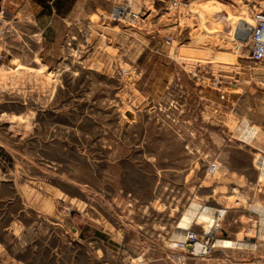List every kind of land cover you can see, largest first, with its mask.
<instances>
[{
    "label": "rangeland",
    "instance_id": "1",
    "mask_svg": "<svg viewBox=\"0 0 264 264\" xmlns=\"http://www.w3.org/2000/svg\"><path fill=\"white\" fill-rule=\"evenodd\" d=\"M159 1L0 6V264H264V0Z\"/></svg>",
    "mask_w": 264,
    "mask_h": 264
},
{
    "label": "built area",
    "instance_id": "2",
    "mask_svg": "<svg viewBox=\"0 0 264 264\" xmlns=\"http://www.w3.org/2000/svg\"><path fill=\"white\" fill-rule=\"evenodd\" d=\"M166 6V9L172 12L174 17L173 22H179V18L186 16L191 13L190 6L192 0H160ZM159 1V2H160ZM116 13L117 15L123 13ZM142 13L139 11H132L133 16L138 17ZM2 17V11L0 10V19ZM252 23L250 24V29L246 32L247 40L242 41L236 45L237 50L246 49L249 54V58L256 62L264 60V10H253L252 13ZM171 39V37H168Z\"/></svg>",
    "mask_w": 264,
    "mask_h": 264
},
{
    "label": "bare ground",
    "instance_id": "3",
    "mask_svg": "<svg viewBox=\"0 0 264 264\" xmlns=\"http://www.w3.org/2000/svg\"><path fill=\"white\" fill-rule=\"evenodd\" d=\"M127 6H124V5H117L114 9L115 13H118V12H122L124 9H126ZM139 8V7H138ZM137 8V10H138ZM147 8L144 6H141V10L142 11H145ZM137 10H132L134 12H136ZM131 11V10H129ZM239 13V12H238ZM242 14V13H241ZM235 16V21L237 23V27H238V33L235 32L234 34L237 36V34H239L237 37L238 38H241L243 39L244 36L246 35V32L250 29V24L253 22L251 21V23L249 22L248 18L245 17V16H240V13L238 14V16L234 15ZM222 57L225 59L227 58V56H229V52L227 51H224L222 52ZM218 55V53H217ZM221 55V54H220ZM219 56V55H218ZM217 56V57H218ZM231 57V56H230ZM221 58V56H220ZM244 120V119H243ZM246 120V119H245ZM243 121V125L242 127H240L241 131H242V137H244L243 139H246V140H250L257 132V127L256 126H249L247 121ZM261 176L264 177V161H263V165L261 167ZM199 208V204L196 203V202H192L190 204V206L187 208V210L185 211L184 215L181 217L180 219V224L183 225L184 227L188 226L191 221L193 220V217L194 215L197 213V209ZM255 208H259L260 210H264V207H260V206H256ZM213 212L211 211L210 208H205L201 213H200V216L199 218H201L202 220L206 221L207 223V228H209L213 222H214V218H213ZM221 213V211H220ZM183 238V235L181 234H176L175 235V238ZM226 245L227 244H232L231 241H223ZM234 245V244H233ZM228 246V245H227ZM199 248V246L197 245L196 246V250Z\"/></svg>",
    "mask_w": 264,
    "mask_h": 264
},
{
    "label": "crops",
    "instance_id": "4",
    "mask_svg": "<svg viewBox=\"0 0 264 264\" xmlns=\"http://www.w3.org/2000/svg\"><path fill=\"white\" fill-rule=\"evenodd\" d=\"M77 2L79 3V0H77ZM13 5H22V6H31V4H36L37 6L39 5H44V2H42V0H0V6L5 8L7 6H9L10 4Z\"/></svg>",
    "mask_w": 264,
    "mask_h": 264
},
{
    "label": "water",
    "instance_id": "5",
    "mask_svg": "<svg viewBox=\"0 0 264 264\" xmlns=\"http://www.w3.org/2000/svg\"><path fill=\"white\" fill-rule=\"evenodd\" d=\"M238 36V35H237Z\"/></svg>",
    "mask_w": 264,
    "mask_h": 264
}]
</instances>
